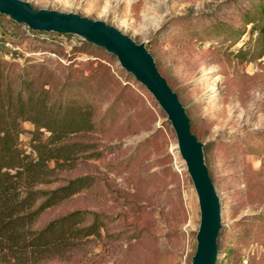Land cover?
<instances>
[{"label": "rangeland", "instance_id": "1", "mask_svg": "<svg viewBox=\"0 0 264 264\" xmlns=\"http://www.w3.org/2000/svg\"><path fill=\"white\" fill-rule=\"evenodd\" d=\"M25 1L102 20L144 44L202 143L219 199L214 264H264V52L250 31L263 18L264 0ZM0 35L14 43L0 53V87L8 83L22 98L45 92L48 104L90 111V129L61 140L86 150L48 161L29 188L51 190L79 177L89 183L25 228L38 231L73 211L84 212L76 227L93 217L100 223L86 236L13 252L0 247V264H189L196 196L170 124L144 86L76 35L33 31L3 14ZM28 141L22 132L25 152Z\"/></svg>", "mask_w": 264, "mask_h": 264}, {"label": "trees", "instance_id": "2", "mask_svg": "<svg viewBox=\"0 0 264 264\" xmlns=\"http://www.w3.org/2000/svg\"><path fill=\"white\" fill-rule=\"evenodd\" d=\"M250 31L258 33L263 53L264 15L261 22L251 25ZM6 43L8 40L0 35V53L1 50L11 53L14 43H8L9 47ZM22 82L26 81L20 79ZM24 122L32 128L25 130ZM90 127L88 109L48 104L45 92L28 93L22 98L20 89L12 95L8 83L0 87V247L13 252L45 245L52 239L60 241L68 235L86 236L97 232L100 223L95 217L89 225L76 227L83 219V211L55 218L38 231L25 228L42 210L89 183L88 177H79L51 190L29 188L47 173L48 161H67L84 152L87 144L61 143V140L67 135L88 131ZM24 131L29 133V152L18 146L19 135Z\"/></svg>", "mask_w": 264, "mask_h": 264}, {"label": "water", "instance_id": "3", "mask_svg": "<svg viewBox=\"0 0 264 264\" xmlns=\"http://www.w3.org/2000/svg\"><path fill=\"white\" fill-rule=\"evenodd\" d=\"M0 14L33 31L76 35L114 56L121 69L153 97L174 133L178 155L196 196L198 222L189 264H214L220 229L219 199L203 159L202 143L190 131L189 120L174 91L155 66L142 42L114 26L73 12L33 8L25 0H0Z\"/></svg>", "mask_w": 264, "mask_h": 264}, {"label": "built area", "instance_id": "4", "mask_svg": "<svg viewBox=\"0 0 264 264\" xmlns=\"http://www.w3.org/2000/svg\"><path fill=\"white\" fill-rule=\"evenodd\" d=\"M6 44H8V43H6Z\"/></svg>", "mask_w": 264, "mask_h": 264}, {"label": "bare ground", "instance_id": "5", "mask_svg": "<svg viewBox=\"0 0 264 264\" xmlns=\"http://www.w3.org/2000/svg\"><path fill=\"white\" fill-rule=\"evenodd\" d=\"M215 191V190H214Z\"/></svg>", "mask_w": 264, "mask_h": 264}]
</instances>
